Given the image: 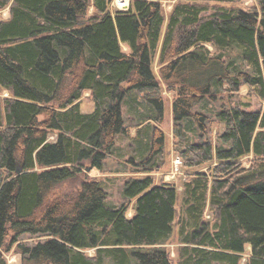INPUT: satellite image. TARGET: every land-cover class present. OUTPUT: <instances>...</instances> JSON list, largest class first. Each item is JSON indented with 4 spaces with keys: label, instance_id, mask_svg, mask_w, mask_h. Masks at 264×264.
I'll return each mask as SVG.
<instances>
[{
    "label": "trees",
    "instance_id": "1",
    "mask_svg": "<svg viewBox=\"0 0 264 264\" xmlns=\"http://www.w3.org/2000/svg\"><path fill=\"white\" fill-rule=\"evenodd\" d=\"M111 1L0 0V247L27 233L49 236L17 245L34 264H174L165 244L176 231L175 264H242L247 246L244 264H264V0H178L167 17L159 0L115 11ZM161 83L173 93L175 152L191 170L179 206L175 184L152 175L164 164ZM204 98L213 111L194 109ZM125 108L138 121L126 124ZM184 120L199 139L186 138ZM113 152L141 174L125 178L118 204L84 172L85 162L105 171ZM79 177L72 194L57 192Z\"/></svg>",
    "mask_w": 264,
    "mask_h": 264
},
{
    "label": "rangeland",
    "instance_id": "2",
    "mask_svg": "<svg viewBox=\"0 0 264 264\" xmlns=\"http://www.w3.org/2000/svg\"><path fill=\"white\" fill-rule=\"evenodd\" d=\"M128 1L130 3V0ZM159 1L161 2L165 16L167 17L171 7L178 0H159ZM252 3H254L253 0H243L241 2V5L249 6ZM110 9L111 11H115L116 9H119L118 0L111 1ZM91 12H93L92 7H90L89 9V13ZM7 16H8V8L6 7L1 12V17L6 18ZM122 46L124 50L127 49L125 45H122ZM152 69L154 73L156 74V76L159 77V65L157 63V58L154 59V62L152 64ZM161 89H162V94L165 98V116H164V120L161 123H157V125H159L164 131L165 151H164V154H161L157 157V161L161 163L162 159H164V164L157 171H154L152 175L155 181H159L163 179L165 181H170L175 184L178 190V206H179L181 203L182 184L189 179V174L191 173V170L184 168L183 165L181 164L178 167L179 169L178 172L173 174V169L175 168L174 159L179 158L178 154L175 152V147L173 145V136H172L171 102L173 100V93L171 91H168L166 89V86L163 83H161ZM243 91L245 92V90ZM2 95H6V93L4 92ZM243 99L246 101H250L252 109H257L261 107L263 104V101L259 99L258 97H256L255 95L245 96L243 97ZM215 106H217L216 102H211V101H208L207 98H204L200 100L194 106V109L203 110L205 112H210L215 109ZM79 107H80V111L84 113H89L94 109V102L92 101L88 92H85L80 98ZM126 108L124 109L125 110L124 116L126 119V124L132 121L133 122L138 121V118L136 116H133L135 118L133 120H130L129 118L131 117L130 110L128 111V109L126 110ZM139 110L141 111V112L139 111L141 115L142 112L148 111V108L147 107L144 108L143 106H141ZM185 121L186 120H184V122ZM154 123L155 122L152 121L150 124H154ZM150 124H149V127H151ZM139 127L140 129L144 128L145 123H140ZM221 130H222L221 125L215 124L213 126L212 137L214 140L217 139V135ZM186 131H187L186 138L188 140H197L200 138L199 131L196 129V127H194V123L191 122V120L186 121ZM130 133L132 137H134L137 134L135 128H133L130 131ZM55 138H56V132L49 133L48 140L52 141ZM129 140L130 139H127L125 135H121L119 136L118 142H117L118 143L117 145H119L118 148L120 147L119 149H123V151H125L124 149H126L127 154L130 152L128 151V145H127ZM115 151L118 154V150L115 149ZM116 152H113L114 153L113 156L107 158V162L105 165L106 166L105 171H100L96 168H91L85 162L84 172L90 178H96L98 180L100 179L107 190L108 201L111 203L118 204L122 201L121 193H122V186H123V182L125 178H128L130 176H140L141 174L134 172V169L139 166L136 167L135 165H130L129 163L125 161L126 157L117 155ZM250 159H251V155L244 156L241 158V163L247 167L249 166ZM202 169H206V167H203ZM80 178L81 177L77 179L63 181L62 183L59 184L57 192L62 193V195L72 194L78 188ZM131 207H132V204L130 203V208L127 213L128 215H131L132 213ZM209 216H210L209 211H206L205 217L209 218ZM48 237L49 236L32 235V234L25 233L19 237L18 242L14 243L9 250H6L0 247L5 263L6 264H34L32 261H29L28 259H26L25 256L21 254L17 245L19 243L33 245L36 241H43L47 239ZM165 247L169 251L170 256L172 257L173 262L175 264L176 259H177L178 249L180 247V242L178 240L176 231L174 232L173 237L165 244ZM249 251H250V247L247 246L245 253H243L242 255V260H241L242 264L246 262V259L249 255ZM94 252H95V248H90V249L85 250V253H87L88 255H93Z\"/></svg>",
    "mask_w": 264,
    "mask_h": 264
},
{
    "label": "built area",
    "instance_id": "3",
    "mask_svg": "<svg viewBox=\"0 0 264 264\" xmlns=\"http://www.w3.org/2000/svg\"><path fill=\"white\" fill-rule=\"evenodd\" d=\"M118 5H119V9H127L129 6V1L128 0H118ZM181 160L179 158L174 159V166L175 168L173 169V174H175L176 172H178V167L181 165ZM172 174V175H173Z\"/></svg>",
    "mask_w": 264,
    "mask_h": 264
},
{
    "label": "water",
    "instance_id": "4",
    "mask_svg": "<svg viewBox=\"0 0 264 264\" xmlns=\"http://www.w3.org/2000/svg\"><path fill=\"white\" fill-rule=\"evenodd\" d=\"M17 172H20V169H17Z\"/></svg>",
    "mask_w": 264,
    "mask_h": 264
}]
</instances>
